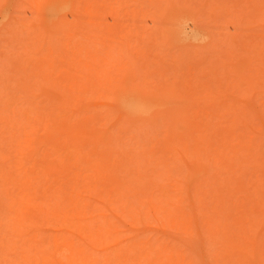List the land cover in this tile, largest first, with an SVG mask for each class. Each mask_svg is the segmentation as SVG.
I'll list each match as a JSON object with an SVG mask.
<instances>
[{"label": "rangeland", "instance_id": "obj_1", "mask_svg": "<svg viewBox=\"0 0 264 264\" xmlns=\"http://www.w3.org/2000/svg\"><path fill=\"white\" fill-rule=\"evenodd\" d=\"M0 264H264V0H0Z\"/></svg>", "mask_w": 264, "mask_h": 264}]
</instances>
